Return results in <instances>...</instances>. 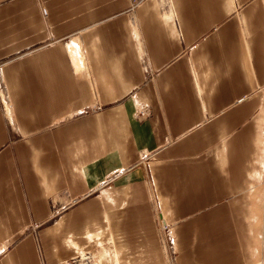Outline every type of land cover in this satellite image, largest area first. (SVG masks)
<instances>
[{
  "label": "crops",
  "instance_id": "obj_1",
  "mask_svg": "<svg viewBox=\"0 0 264 264\" xmlns=\"http://www.w3.org/2000/svg\"><path fill=\"white\" fill-rule=\"evenodd\" d=\"M85 256L264 264V0H0V264Z\"/></svg>",
  "mask_w": 264,
  "mask_h": 264
},
{
  "label": "built area",
  "instance_id": "obj_2",
  "mask_svg": "<svg viewBox=\"0 0 264 264\" xmlns=\"http://www.w3.org/2000/svg\"><path fill=\"white\" fill-rule=\"evenodd\" d=\"M91 111H94L95 109H90ZM37 224H34L33 227H37ZM162 229L163 231H165V233L167 234V240L171 243L172 239L170 238V233L169 232V228L166 224L162 225ZM70 264H93L92 259L89 256H85V257H81L78 259L73 260L72 262H70ZM258 264V263H257Z\"/></svg>",
  "mask_w": 264,
  "mask_h": 264
}]
</instances>
